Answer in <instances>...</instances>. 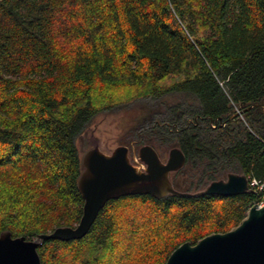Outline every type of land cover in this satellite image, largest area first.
<instances>
[{"label":"trees","instance_id":"trees-1","mask_svg":"<svg viewBox=\"0 0 264 264\" xmlns=\"http://www.w3.org/2000/svg\"><path fill=\"white\" fill-rule=\"evenodd\" d=\"M236 107L247 111L230 119ZM132 109L121 142L145 128L160 151L181 148L177 189L231 172L264 182V0H0V234L75 226L78 137L97 115ZM262 200L264 189L120 196L86 236L38 252L42 264H165Z\"/></svg>","mask_w":264,"mask_h":264},{"label":"water","instance_id":"water-1","mask_svg":"<svg viewBox=\"0 0 264 264\" xmlns=\"http://www.w3.org/2000/svg\"><path fill=\"white\" fill-rule=\"evenodd\" d=\"M238 115V114H237ZM81 174L78 188L84 198L83 213L75 226H58L35 239L0 234V264H42L38 246L46 239L69 241L88 234L106 203L120 196L151 194L161 199L168 195L192 198L202 195L234 196L251 192L247 174L231 172L197 191L176 189L171 173L181 170L186 155L179 147L169 150L163 161L154 146L139 149L140 165L131 162L130 148L117 145L105 152L85 130L79 137ZM165 264H264V205L252 204L240 223L226 232H213L195 244L186 241L172 251Z\"/></svg>","mask_w":264,"mask_h":264},{"label":"rangeland","instance_id":"rangeland-1","mask_svg":"<svg viewBox=\"0 0 264 264\" xmlns=\"http://www.w3.org/2000/svg\"><path fill=\"white\" fill-rule=\"evenodd\" d=\"M143 102L145 104L149 103L146 100ZM137 110H118L97 115L91 122L89 128L86 129L89 140H94L103 149L106 147L112 150L116 145L120 144L123 139L122 136L128 133L127 130L129 127L136 123V117L140 113V110Z\"/></svg>","mask_w":264,"mask_h":264},{"label":"flooded vegetation","instance_id":"flooded-vegetation-1","mask_svg":"<svg viewBox=\"0 0 264 264\" xmlns=\"http://www.w3.org/2000/svg\"><path fill=\"white\" fill-rule=\"evenodd\" d=\"M247 111V109H239L238 107H236L235 108V110L233 111V113H232V115H231V117H230V119H236L237 117H243V114L245 113ZM238 114V115H237ZM195 120H199L200 119V116H195V118H194ZM192 118H189L188 119V122L190 123V122H192ZM219 120H221V119H219ZM224 124H226V122H224V123H222V125H224ZM212 125L214 126V127H216L217 126V122H214V121H212ZM145 130V128L144 129H141V130H139V131H137L136 133H130V134H128L127 135V140H125V141H127V142H120V144H118V145H121V144H124V145H127L129 148H130V158H131V162L132 163H134V164H136V165H140L141 163H142V160L140 159V157H139V149H140V147L143 145V144H145V143H149V142H147V141H149L148 140V136H147V134H145L143 131ZM149 144H151V143H149ZM152 146H154L153 144H151ZM117 146V145H116ZM115 146V147H116ZM114 147V148H115ZM155 147V146H154ZM113 148V149H114ZM172 148V147H171ZM170 148V149H171ZM112 149V150H113ZM155 149L157 150V152H158V154H159V156H160V158L163 160V161H166L167 160V158H168V154H169V150L170 149H168L167 151H163V150H161L160 151V149H158V148H156L155 147ZM105 152H112V150H110V149H107L106 147H105V149H103ZM184 152V151H183ZM186 155V154H185ZM186 163H187V156H186ZM186 163H185V165H186ZM185 165H184V167H185ZM183 167V168H184ZM182 168V169H183ZM181 169V170H182ZM180 171V170H179ZM179 171H176V172H172L171 173V180H172V182H173V178H174V174L175 173H177V172H179ZM224 179V178H223ZM173 184H174V182H173ZM175 186V185H174ZM176 188V187H175ZM177 189V188H176ZM137 195V194H136ZM139 195V194H138ZM143 195V194H142Z\"/></svg>","mask_w":264,"mask_h":264},{"label":"built area","instance_id":"built-area-1","mask_svg":"<svg viewBox=\"0 0 264 264\" xmlns=\"http://www.w3.org/2000/svg\"><path fill=\"white\" fill-rule=\"evenodd\" d=\"M250 181V187L254 190L261 191L264 189V182H261L255 177L248 176ZM260 205H264V200L258 202Z\"/></svg>","mask_w":264,"mask_h":264}]
</instances>
